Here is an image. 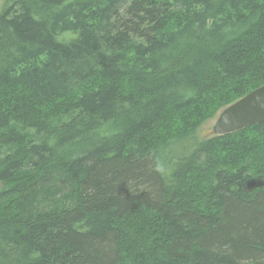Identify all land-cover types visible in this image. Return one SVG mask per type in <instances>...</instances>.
I'll list each match as a JSON object with an SVG mask.
<instances>
[{
    "label": "trees",
    "instance_id": "1",
    "mask_svg": "<svg viewBox=\"0 0 264 264\" xmlns=\"http://www.w3.org/2000/svg\"><path fill=\"white\" fill-rule=\"evenodd\" d=\"M264 0H0V264H264Z\"/></svg>",
    "mask_w": 264,
    "mask_h": 264
},
{
    "label": "water",
    "instance_id": "2",
    "mask_svg": "<svg viewBox=\"0 0 264 264\" xmlns=\"http://www.w3.org/2000/svg\"><path fill=\"white\" fill-rule=\"evenodd\" d=\"M264 122V84L223 108L213 126V133L223 135Z\"/></svg>",
    "mask_w": 264,
    "mask_h": 264
},
{
    "label": "rangeland",
    "instance_id": "3",
    "mask_svg": "<svg viewBox=\"0 0 264 264\" xmlns=\"http://www.w3.org/2000/svg\"><path fill=\"white\" fill-rule=\"evenodd\" d=\"M221 111V110H220ZM220 111L211 119L207 120L199 129V135L202 137H210L213 135V126Z\"/></svg>",
    "mask_w": 264,
    "mask_h": 264
}]
</instances>
